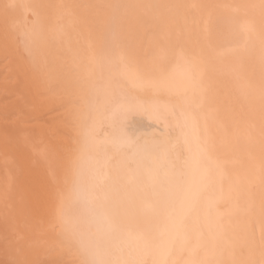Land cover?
<instances>
[{"label":"snow or ice","instance_id":"1","mask_svg":"<svg viewBox=\"0 0 264 264\" xmlns=\"http://www.w3.org/2000/svg\"><path fill=\"white\" fill-rule=\"evenodd\" d=\"M0 22L6 42L27 40L32 78L61 99L68 130L67 144L39 150L55 171L50 215L28 219L27 236L5 239L0 264L48 262L54 252L75 264H264V0L6 2ZM225 24L234 47L221 68L208 49ZM70 30L78 37L96 31L94 55L114 69H135L150 87L175 91L178 113L171 115L183 145L167 131L137 135L149 104L116 78H97L86 52L73 54L69 43L68 58L54 55ZM180 37H195L191 52ZM242 147L248 165L229 172L230 153ZM217 192L229 213L217 211L219 201L210 198ZM45 234L51 240L37 238Z\"/></svg>","mask_w":264,"mask_h":264},{"label":"bare ground","instance_id":"2","mask_svg":"<svg viewBox=\"0 0 264 264\" xmlns=\"http://www.w3.org/2000/svg\"><path fill=\"white\" fill-rule=\"evenodd\" d=\"M6 2L34 3L44 5L59 4H100L111 2H160V0H0ZM167 2L230 4L246 2V0H167ZM52 9L45 12L52 13ZM221 13L225 10L221 9ZM240 23H243L241 19ZM48 35L54 38V29L50 28ZM167 39V37H161ZM176 34L171 40L177 42ZM184 48L192 51L195 37L179 38ZM23 37L9 38L5 41L2 22H0V251L5 239H15V234H25L28 219H44L52 210L51 184L55 171L44 165L39 156L43 147L54 148L67 144V127L65 124L66 108L61 107V99L52 92L38 86L29 71V64ZM71 43L72 53H87L86 60L90 72L97 78L105 79L112 76L127 88L134 91L136 98L149 104L148 112L137 118L136 134L143 138L159 137L168 132L173 139H178L183 145V135L176 128V120L171 113L177 112V97L175 91L169 93L159 88L150 87L146 79H137L135 69L129 71L123 65L114 69L104 60L102 55H94L100 48L96 31H86L78 37L75 32L65 37L64 43L57 42L54 55L68 58V45ZM207 44V34L205 33ZM233 40L227 24L223 31L213 37L209 53L217 58L218 67H226L232 61ZM179 53V48L176 49ZM119 60V55L114 61ZM171 71V69H170ZM180 72H175V80L179 83ZM107 136L113 135V129L107 127ZM175 129V131H173ZM105 134H101V139ZM258 139V137H257ZM240 144L246 145L244 133H240ZM258 162L259 147L255 149ZM228 171L246 167L249 154L245 148L230 153ZM210 198L219 201L216 208L222 213H229L227 203L219 192L210 194ZM150 204V201L146 202ZM150 210V209H149ZM257 231L259 222H256ZM243 227V225H242ZM15 229V231L13 230ZM38 239L51 240V234L38 236ZM2 258V256H0ZM43 258V257H42ZM48 262L36 261L35 264H75V257L61 256L54 252L47 257ZM32 264V261H29Z\"/></svg>","mask_w":264,"mask_h":264}]
</instances>
